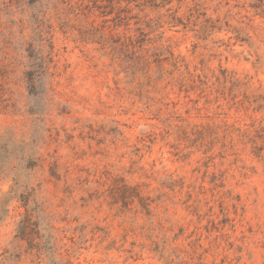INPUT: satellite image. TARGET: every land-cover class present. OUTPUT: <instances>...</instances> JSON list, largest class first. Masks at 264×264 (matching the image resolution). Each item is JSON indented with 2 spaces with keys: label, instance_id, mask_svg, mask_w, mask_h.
<instances>
[{
  "label": "rangeland",
  "instance_id": "374dc122",
  "mask_svg": "<svg viewBox=\"0 0 264 264\" xmlns=\"http://www.w3.org/2000/svg\"><path fill=\"white\" fill-rule=\"evenodd\" d=\"M0 264H264V0H0Z\"/></svg>",
  "mask_w": 264,
  "mask_h": 264
}]
</instances>
